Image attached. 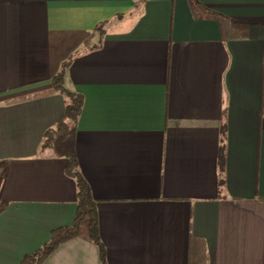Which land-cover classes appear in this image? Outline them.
I'll return each mask as SVG.
<instances>
[{
  "label": "crops",
  "instance_id": "obj_1",
  "mask_svg": "<svg viewBox=\"0 0 264 264\" xmlns=\"http://www.w3.org/2000/svg\"><path fill=\"white\" fill-rule=\"evenodd\" d=\"M64 62L83 103L42 147ZM69 154L104 264H264V0H0V264L73 222ZM40 264L101 261L73 237Z\"/></svg>",
  "mask_w": 264,
  "mask_h": 264
},
{
  "label": "trees",
  "instance_id": "obj_2",
  "mask_svg": "<svg viewBox=\"0 0 264 264\" xmlns=\"http://www.w3.org/2000/svg\"><path fill=\"white\" fill-rule=\"evenodd\" d=\"M67 66L68 62H64L50 80L52 90L66 97L67 104L61 119L54 128L45 131L42 147L49 146L55 134L68 130L81 110L82 96L64 85ZM67 161L66 173L74 179L77 187L76 211L73 222L68 226L52 229L48 241L33 252L24 255L19 264H40L59 244L73 237H83L96 245L101 264H104V247L98 233L96 202L91 196L88 184L78 170L75 156L73 154L67 155ZM2 208L3 205L0 203V211ZM194 255L195 258L191 264H206L205 253L202 249L196 251Z\"/></svg>",
  "mask_w": 264,
  "mask_h": 264
}]
</instances>
